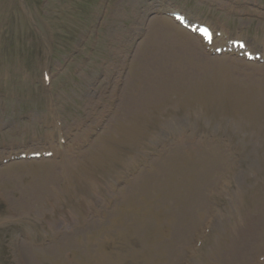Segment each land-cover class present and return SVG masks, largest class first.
I'll return each instance as SVG.
<instances>
[{
    "label": "rangeland",
    "instance_id": "rangeland-1",
    "mask_svg": "<svg viewBox=\"0 0 264 264\" xmlns=\"http://www.w3.org/2000/svg\"><path fill=\"white\" fill-rule=\"evenodd\" d=\"M21 1L0 0V229L11 264H145L140 230L103 223L176 155L214 163L215 181L187 203L166 264H264V110L254 90L209 80L131 118L122 103L163 20L207 25L209 57L235 58L231 70L264 66V0ZM26 16L56 41L53 59L72 55L48 82L27 51ZM240 41L247 52L232 45ZM172 235L169 226L159 237ZM246 235L251 244L239 246Z\"/></svg>",
    "mask_w": 264,
    "mask_h": 264
},
{
    "label": "bare ground",
    "instance_id": "bare-ground-1",
    "mask_svg": "<svg viewBox=\"0 0 264 264\" xmlns=\"http://www.w3.org/2000/svg\"><path fill=\"white\" fill-rule=\"evenodd\" d=\"M155 28L152 31V39L148 40L141 52L137 80L129 85L126 95L122 96L123 115L126 118L146 113L149 106L161 107L176 90L203 84L209 80L222 84L238 82L250 87L256 94L254 98L259 108L264 110V66L253 64L252 66L256 67L246 73L242 72V69L231 70L230 68L239 62L229 56L211 59L209 46L200 36L176 27L169 20H163ZM185 160L176 155L165 163L161 174L153 175L146 181L137 180L138 188L134 197L131 196L127 200L123 197L115 207L116 222L107 225L103 223L107 227L128 225L127 228L134 231L140 230L143 242L138 254L145 264H166L164 258H167L169 245L178 243L181 239L177 235L181 230L180 224L188 219L184 215L187 212V203L196 199L202 201V193L208 194L213 187L214 175L208 171L212 170L214 163L208 167L206 162L193 164L197 161H193V158ZM160 217L163 220H160V225L157 226L156 221ZM189 221L188 236L198 225V220L196 224L191 218ZM259 221L264 222V218ZM169 226L173 235L166 243L159 234L160 231H165V227L168 231ZM250 230L251 228L248 229ZM250 239L246 235L242 243L237 244L244 247L247 243L251 244ZM227 263L228 261L222 264ZM262 263L261 261L259 264Z\"/></svg>",
    "mask_w": 264,
    "mask_h": 264
},
{
    "label": "trees",
    "instance_id": "trees-1",
    "mask_svg": "<svg viewBox=\"0 0 264 264\" xmlns=\"http://www.w3.org/2000/svg\"><path fill=\"white\" fill-rule=\"evenodd\" d=\"M37 0H28V2L30 3V4H32L33 6H34V4H35V2H36ZM31 6V5H30ZM32 6V7H33ZM38 9H40V11H43V8L41 9V8H39L40 7V5L38 4L37 6H36ZM33 10H34V7H33ZM26 24H27V26L30 28H25V30L27 31V32H31V34H29V36H31L30 37V43H29V46L27 47L28 48V52H29V54L31 53V51H32V49H34V47L36 46V44H34V43H32V42H39L42 46H44L43 45V42H42V40H41V38H40V36H39V34L33 29V26L32 25H30L28 22H26ZM55 43V42H54ZM59 55H61V53L59 54ZM32 58V57H31ZM1 254H3V252H1L0 253V255ZM0 264H7V262H4V261H2V260H0Z\"/></svg>",
    "mask_w": 264,
    "mask_h": 264
}]
</instances>
